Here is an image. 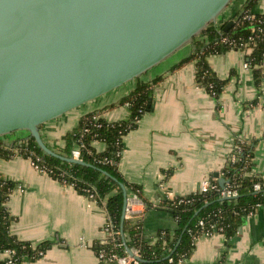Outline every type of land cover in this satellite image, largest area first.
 <instances>
[{
    "label": "crops",
    "instance_id": "obj_1",
    "mask_svg": "<svg viewBox=\"0 0 264 264\" xmlns=\"http://www.w3.org/2000/svg\"><path fill=\"white\" fill-rule=\"evenodd\" d=\"M244 1L234 0L227 17ZM254 11L264 13V0ZM192 52L191 43L138 77L152 83L154 103L123 137L119 171L142 187V234L150 243L158 240L159 232L177 228L163 201L199 191L203 181L218 179L216 172L224 177L238 140L257 141L253 170L264 178V94L253 70L244 67L245 54L229 50L208 56L213 72L226 80L216 98L198 82L196 62L188 59ZM128 83L83 104L78 115L76 108L68 111L74 123L61 135L54 123L59 120L44 123L42 138L54 150L86 114L99 112L110 122L127 119L130 110L119 102L135 89L138 79ZM11 135L2 140L13 144L29 137L28 132ZM93 145L97 151L106 148L102 141ZM0 174L16 184L7 201L13 216L11 232L33 246L50 244L43 256L28 264H102L96 248L107 237V212L101 204L39 171L26 157L0 159ZM184 264H264V206L244 218L228 246L224 234L200 236Z\"/></svg>",
    "mask_w": 264,
    "mask_h": 264
},
{
    "label": "water",
    "instance_id": "obj_2",
    "mask_svg": "<svg viewBox=\"0 0 264 264\" xmlns=\"http://www.w3.org/2000/svg\"><path fill=\"white\" fill-rule=\"evenodd\" d=\"M233 1L0 0V137L27 131L45 153L86 165L50 148L40 127L156 67Z\"/></svg>",
    "mask_w": 264,
    "mask_h": 264
},
{
    "label": "trees",
    "instance_id": "obj_3",
    "mask_svg": "<svg viewBox=\"0 0 264 264\" xmlns=\"http://www.w3.org/2000/svg\"><path fill=\"white\" fill-rule=\"evenodd\" d=\"M259 1L245 0L232 16H225L223 22H211L192 40L193 52L188 59L196 62L197 80L200 85L216 98L220 96L226 80L219 78L211 69L208 63V56L211 54L229 50L242 51L258 85L264 78V13L254 11ZM246 11L256 15L253 22L245 18ZM229 22H232V25L225 30ZM222 36L247 42L246 46L236 48L225 44L221 40ZM137 79L135 89L119 102L128 105L130 116L127 119L110 122L102 118L99 112L89 113L82 116L77 126L63 136L64 144L55 151L65 157H71L75 144L82 142L84 146L81 148V158L86 165L70 163L45 153L33 137L19 138L13 147L8 141L0 140V158H11L15 154L33 160L39 158V166L47 169L50 176L64 184L73 185L81 194H94L93 199L105 208L114 230L123 231L128 246L140 249L142 259L139 264H179L181 258L188 259L191 256L196 245L193 236L200 234L203 229L223 228L228 246L230 239L238 234L244 218L264 206V178L253 170L256 140H238L236 159L230 160L224 169L227 187L238 191L236 197L224 199L221 196L223 187L217 178H212L218 189L210 188L206 192L199 190L186 196L164 200L163 205L176 219L177 228L159 232L155 243H150L144 238L142 222L134 223L123 218L125 196L120 182L126 186L127 194L132 192L140 198L143 197L141 185L127 181L119 171L123 137L138 125L154 103L152 83ZM94 116L99 119H94ZM95 141L104 142L105 150L97 151L93 145ZM105 159L112 162H106ZM256 184H260L259 190L254 189ZM15 186V182L0 174V253L14 249L17 258L14 264H28L40 258L39 252L44 253L50 244L33 246L28 241L18 239L11 232L13 216L8 210L7 201ZM181 199L184 201L180 202ZM200 220H203L204 225L199 224ZM122 240V236L117 235L115 240L101 242L96 251L106 249L123 253L125 248H116V242ZM170 257L173 258L172 262ZM0 264L9 263L6 258H0Z\"/></svg>",
    "mask_w": 264,
    "mask_h": 264
},
{
    "label": "built area",
    "instance_id": "obj_4",
    "mask_svg": "<svg viewBox=\"0 0 264 264\" xmlns=\"http://www.w3.org/2000/svg\"><path fill=\"white\" fill-rule=\"evenodd\" d=\"M245 18L248 21L253 22L256 19V15L246 11L245 12ZM223 20H225V17H223L221 15V18L219 17L217 19L216 23L223 22ZM251 38L252 37H250V39ZM221 40H222L223 43L232 45L233 47H236V48H243V47L246 46V43H247V42H241V41L235 40L233 38H230L229 36H222ZM244 67H245V69H251V66H250V64L248 63L247 60H246V62L244 64ZM263 70H264V66H263ZM260 92L262 94H264V78H263V80L261 81V84H260ZM94 119L97 120L99 118H98V116H94ZM85 131H87V129ZM14 143L13 144L11 143V147L14 146ZM83 146H84V143H82V142L76 143L74 148H73V150H72V156L71 157L74 158V159H77V160H82V158H81V148ZM236 149H237V146H235L234 152H233V154L231 156L230 160H232V161H235V159H236V152H235ZM15 155H17V154H15ZM29 159L32 161V164H33V166L36 169H38L41 172H45V173L49 174L47 169L41 168L39 166V164L37 162L39 160V158L37 160H33L32 158H29ZM105 161L106 162H112V161H110L108 159H105ZM227 185L228 184L226 183L225 187L221 190V196L224 199L225 198L236 197L238 195V191L237 190H233L231 188H228ZM260 187H261L260 184H256L254 189L255 190H259ZM17 188L19 190H21V191H24V188L21 185H18ZM210 188L218 189L217 185L214 184L211 179L210 180H205L201 184L200 191L201 192H206ZM88 197L93 199L94 194H91ZM183 201L184 200H182V199L180 200V202H183ZM143 207H144L143 201H142V199L140 197H138V195L136 193H132L131 192L130 194H127L126 205H125V210H124V219L130 220V221H132L134 223L141 222L142 215L144 213ZM251 214H254V213H251ZM251 214H249V215H251ZM199 224L204 225L203 224V220H200ZM203 228L204 227H202V229ZM104 230H105L106 235H107L106 240L103 241L104 243L109 241L110 239L115 240L117 235H119V236L121 235L123 240L120 241V242H116V246H117L116 248H125V249H124L123 253H120L117 250H110V251H106V249L98 250L97 255H98V258H99L101 263H103V264H139L140 263V261L142 259L141 258V253H140V249L137 248V247H130L129 246L130 250L128 251L127 248H126L127 242H126V238H125V236L123 234V231L114 230V228H113V226L111 224V221H110V219L108 217H107V222H106ZM217 233L223 234V228H219V229H216V230L215 229H212V230H204L203 229V230H201L200 234L194 235L193 239H194V242L196 244V242H197V240H198V238L200 236H203V235L211 236V235H214V234H217ZM2 253H4V255H5L4 258L7 259V262L9 264H14L15 261L17 260V258H16V250H14V249L5 250ZM43 254L44 253L42 251L39 252V255L43 256ZM172 261H173V258L170 257V262H172ZM186 261H187L186 258H181L179 260V264H184Z\"/></svg>",
    "mask_w": 264,
    "mask_h": 264
},
{
    "label": "rangeland",
    "instance_id": "obj_5",
    "mask_svg": "<svg viewBox=\"0 0 264 264\" xmlns=\"http://www.w3.org/2000/svg\"><path fill=\"white\" fill-rule=\"evenodd\" d=\"M231 5V4H230ZM230 5L227 7V9L225 10V12L222 14L223 15V17H225V16H227V13L229 12L228 11V9L230 8ZM220 18H221V16H220ZM126 84H128V85H125V86H129L130 85V83H126ZM123 88V87H122ZM82 108H84V105H82V106H79V107H77L75 110L76 111H73V112H75V115H78L79 113H81V111H82ZM71 113H65L63 116H61V117H59V118H57V119H54V120H59V121H56V122H54L55 123V125L57 126V128H58V132H56V134H58V135H61L66 129H68V128H70L72 125H73V123H74V119H73V117H70L69 115H70ZM74 115V116H75ZM22 132H27V131H18L17 133L18 134H22ZM8 137H10V138H12V135H7V136H3V137H0V140H2V139H4V138H8ZM27 138V137H26ZM9 142V141H8ZM12 141H10L9 143H11ZM47 144V143H46ZM50 148H51V144H50V142H48V144H47ZM54 148V151L57 149V147L55 148V147H53ZM18 155V154H17ZM18 156H21V155H18ZM22 157H24V156H22ZM0 159H9V158H0Z\"/></svg>",
    "mask_w": 264,
    "mask_h": 264
}]
</instances>
